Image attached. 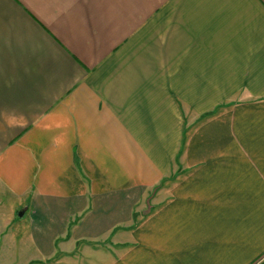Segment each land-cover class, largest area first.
Instances as JSON below:
<instances>
[{"label": "crops", "instance_id": "1", "mask_svg": "<svg viewBox=\"0 0 264 264\" xmlns=\"http://www.w3.org/2000/svg\"><path fill=\"white\" fill-rule=\"evenodd\" d=\"M263 255L264 0H0V264Z\"/></svg>", "mask_w": 264, "mask_h": 264}, {"label": "rangeland", "instance_id": "2", "mask_svg": "<svg viewBox=\"0 0 264 264\" xmlns=\"http://www.w3.org/2000/svg\"><path fill=\"white\" fill-rule=\"evenodd\" d=\"M225 103L223 104V110L225 111ZM222 110V108H218V109H214V110H210V111H208V112H213L212 114H210V115H207V116H204L205 118H203V114L201 115V119L203 120V121H205L206 119H209V118H211V116H213L214 114H216L217 112H219V111H223ZM185 112L186 113H188V115H190V116H187V118H188V121L190 122V124H187L186 126H185V128H186V135H185V139L187 138V135L189 134V133H191V131L194 129V127L197 125V122H199L200 120H199V118H198V116L200 115V114H197L196 112L197 111H195V110H192V109H189L188 107H186L185 108ZM207 112V113H208ZM207 121H209V120H207ZM202 124H203V122H202ZM262 258H264V255L262 256Z\"/></svg>", "mask_w": 264, "mask_h": 264}, {"label": "trees", "instance_id": "3", "mask_svg": "<svg viewBox=\"0 0 264 264\" xmlns=\"http://www.w3.org/2000/svg\"><path fill=\"white\" fill-rule=\"evenodd\" d=\"M212 113H213V112H208V113L203 114V118H205L204 116L210 115V114H212Z\"/></svg>", "mask_w": 264, "mask_h": 264}]
</instances>
